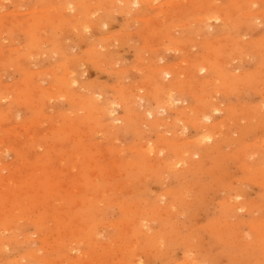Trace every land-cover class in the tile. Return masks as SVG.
I'll return each mask as SVG.
<instances>
[{
	"label": "rangeland",
	"instance_id": "obj_1",
	"mask_svg": "<svg viewBox=\"0 0 264 264\" xmlns=\"http://www.w3.org/2000/svg\"><path fill=\"white\" fill-rule=\"evenodd\" d=\"M152 4L0 0V264H264V0Z\"/></svg>",
	"mask_w": 264,
	"mask_h": 264
},
{
	"label": "bare ground",
	"instance_id": "obj_2",
	"mask_svg": "<svg viewBox=\"0 0 264 264\" xmlns=\"http://www.w3.org/2000/svg\"><path fill=\"white\" fill-rule=\"evenodd\" d=\"M130 1H131V0H130ZM134 1H135V0H134ZM140 1H141V0H140ZM156 1H158V0H147V3L152 4V3H155ZM93 2H94V1H93ZM140 3H141V2H140ZM17 4H18V3H17ZM152 5H153V4H152ZM65 7H66V6H65ZM155 7H156V6H155ZM70 8H71V7H70ZM70 8H69V9H70ZM151 8H152V7H151ZM67 9H68V8H66V10H67ZM2 10H3V9H2ZM43 10H44V9H43ZM33 11H34V10H32V12H33ZM40 11H42V10H40ZM34 12H37V11H34ZM3 14H4V13H2V15H3ZM15 14H16V13H15ZM15 14H14V15H15ZM19 14H20V13H19ZM249 14H250V13H249ZM92 15H93V14H92ZM0 16H1V15H0ZM157 16H158V15H157ZM217 17H218V16H217ZM204 18H206V17H204ZM207 18H208V17H207ZM256 19H257V18H256ZM72 20H73V19H72ZM202 20H203V19H202ZM209 20H210V19H209ZM58 21H59V20H58ZM162 21H163V20H162ZM191 23H192V22H191ZM43 27H44V26H43ZM48 27H49V26H48ZM3 28H4V27H3ZM41 28H42V27H41ZM86 29H87V28H86ZM99 30H100V29H99ZM171 30H172V29H171ZM3 31H4V30H3ZM6 31H7V30H6ZM21 32H22V31H21ZM43 32H44V31H43ZM20 34H22V33H20ZM47 36H48V35H47ZM66 42H67V41H66ZM15 43H16V42H15ZM46 44H47V43H46ZM178 46H179V45H178ZM94 48H95V47H94ZM99 49H100V48H99ZM175 49H176V48H175ZM180 49H181V48H180ZM33 55H34V54H33ZM38 56H39V55H38ZM2 60H3V59H2ZM91 60H92V59H91ZM23 61H25V60H23ZM27 62H28V61H27ZM71 62H72V61H71ZM94 62H96V61H94ZM182 62H184V61H182ZM103 64H104V63H103ZM101 65H102V64H101ZM113 68H114V67H113ZM102 69H103V68H102ZM20 70H21V69H20ZM121 70H122V69H121ZM202 70H203V69H202ZM39 71H40V70H39ZM44 71H45V70H44ZM69 71H70V69H69ZM51 73H53V72H51ZM164 73H165V72H164ZM164 73H163V74H164ZM66 74H67V73H66ZM66 74H64V77H66V76H65ZM71 74H72V73H71ZM166 74H167V73H166ZM166 74H164L165 77H166ZM36 75H37V74H36ZM72 75H73V74H72ZM68 76H69V75H68ZM154 76H155V75H154ZM164 76H163V77H164ZM167 76H168V74H167ZM64 77H63V79H64ZM74 77H75V76H74ZM165 77H164V78H165ZM45 79H46V78H45ZM69 79H70V78H69ZM74 79H75V78H74ZM76 80H77V79H76ZM159 80H160V79H159ZM159 80H158V81H159ZM64 81H65V79H64ZM67 81H69V80H67ZM71 81H72V79H71L69 82H71ZM72 82H73V81H72ZM76 82H77V81H76ZM40 83H41V82H40ZM20 85H21V84H20ZM166 85H167V84H166ZM166 85L164 84V87H167ZM21 86H22V85H21ZM211 86H212V85H211ZM71 87H72V83H71ZM168 87H170V86H168ZM168 87H167V88H168ZM197 87H198V86H197ZM170 88H173V87H170ZM64 89H65V88H64ZM112 89H113V88H112ZM52 90H53V89H52ZM68 90H70V88H69ZM168 90H169V89H168ZM221 90H222V89H221ZM64 91H65V90H64ZM87 91H88V90H87ZM166 91H167V90H166ZM171 91H172V89H171ZM71 93H72V92H71ZM71 93H70V94H71ZM167 93H168V92H167ZM98 94H99V93H98ZM9 95H10V94H9ZM11 95H12V94H11ZM3 96H4V94H3ZM49 96H50V95H49ZM8 97H9V96H8ZM8 97H7V98H8ZM56 97H58V96H56ZM60 97H62V96H60ZM63 97H64V96H63ZM54 98H55V97H54ZM93 98H94V97H93ZM4 99H6V96H4V98L1 97V100H4ZM9 99H10V98H9ZM94 99H95V98H94ZM7 100H8V99H7ZM95 100H96V99H95ZM61 103H62V102H61ZM168 104H169V103H168ZM102 106H103V105H102ZM104 108H107V106L104 107ZM108 108H109V107H108ZM108 108H107V109H108ZM107 109H106V113H108V112H107ZM108 110H110V109H108ZM104 111H105V110H104ZM70 112H71V111H70ZM99 113H100V112H99ZM84 114H85V113H84ZM93 116H94V115H93ZM200 116H201V115H200ZM99 117H100V115H99ZM126 118H127V117H126ZM199 118H200V117H199ZM35 123H36V122H35ZM35 123H34V124H35ZM38 123H39V122H38ZM106 123H107V122H106ZM30 125H31V124H30ZM115 125H116V124H115ZM33 129H34V128H33ZM50 129H51V128H50ZM112 130H113V129H112ZM123 132H124V131H123ZM103 133H104V132H103ZM40 134H41V133H40ZM175 134H176V133H175ZM148 135H149V134H148ZM209 138H210V137H209ZM70 139H71V138H70ZM68 141H69V140H68ZM186 141H188V140H185V142H186ZM168 142H169V141H168ZM168 142H167V143H168ZM164 143H166V142H164ZM169 144H170V142H169ZM172 145H173V143H172ZM151 146H152V145H151ZM58 147H59V146H58ZM64 147H65V146H64ZM147 147L149 148L150 146H147ZM153 147H154V145H153ZM129 148H130V147H129ZM148 148H147V149H148ZM150 148H152V147H150ZM150 148H149V149H150ZM141 149H142V148H141ZM156 149H157V148H156ZM156 149H155V150H156ZM138 150H139V149H138ZM143 150H144V149H143ZM153 150H154V149H153ZM155 150H154V151H155ZM135 151H136V150H135ZM157 151H158V150H157ZM159 151H160V150H159ZM185 151H186V150H185ZM120 154H121V153H120ZM34 156H35V155H34ZM106 156H107V155H106ZM152 158H153V157H152ZM151 160H152V159H151ZM152 161H153V160H152ZM154 161H155V160H154ZM17 162H18V161H17ZM109 162H110V161H109ZM148 162H149V161H148ZM156 162H158V161H156ZM156 162H155V163H154V162H152V163L149 162V163H147V165L151 163V164H152V168H154V167H153L154 164H155V166H157V165H156ZM172 162H173V161H172ZM177 162H178V161H176V163H175L176 165H177ZM153 163H154V164H153ZM183 163H184V162H183ZM151 164H150V165H151ZM166 164H167V163H166ZM169 165H170V164H169ZM173 165H174V164H173ZM11 166H12V165H11ZM161 166H162V165H161ZM171 166H172V165H171ZM48 168H49V167H48ZM172 168H173V167H172ZM172 168H171V169H172ZM177 168H178V167H177ZM192 168H193V167H192ZM62 169H63V168H62ZM115 169H116V168H115ZM173 169H174V168H173ZM48 170H49V169H48ZM64 170H65V169H64ZM64 170H63V171H64ZM95 173H96V172H95ZM115 174H116V172H115ZM164 174H165V173H164ZM4 175H6V174H4ZM162 175H163V174H162ZM56 176H57V175H56ZM93 176H94V175H93ZM158 176H159V175H158ZM17 177H18V176H17ZM67 177H68V176H67ZM93 179H95V178H93ZM96 179H97V178H96ZM6 180H7V182H8V179H6ZM128 181H129V180H128ZM11 183H12V182H11ZM11 183H9V185H10ZM12 184H13V183H12ZM116 184H117V183H116ZM116 184H115V185H116ZM13 185H14V184H13ZM14 186H15V185H14ZM13 188H14V187H13ZM75 190H76V189H75ZM76 191H77V190H76ZM108 192H109V191H108ZM182 193H183V192H182ZM105 194H106V193H105ZM18 199H19V198H18ZM86 199H87V198H86ZM112 201H113V199H112ZM25 203H26V201H25ZM100 203H101V202H100ZM48 204H49V203H48ZM49 206H50V205H49ZM163 206H164V205H163ZM169 207H170V206H169ZM38 209H39V207H38ZM46 209H47V207H46ZM34 210H36V209H34ZM39 210H41V209H39ZM2 215H3V214H2ZM1 218H2V217H1ZM17 218H18V217H17ZM14 219H16V218H14ZM20 220H21V219H20ZM97 220H98V219H97ZM133 222H134V221H133ZM51 225H52V224H51ZM105 225H106V223H105ZM43 227H44V226H43ZM126 232H127V231H126ZM49 235H51V234H49ZM52 235H53V234H52ZM45 237L48 238L49 236H45ZM45 237H44V238H45ZM50 237H51V236H50ZM55 237H56V236H55ZM70 239H71V238H70ZM144 239H145V237H144ZM84 240L86 241L87 239H84ZM49 241L51 242V239H50ZM106 241H107V240H106ZM162 241H163V240H162ZM108 242H109V241H108ZM78 243H80V242H78ZM81 243H82V242H81ZM111 243H112V242H111ZM127 244H128V243H127ZM50 245H51V247H52V242H51ZM113 245H114V243L112 244V246H113ZM53 246H54V244H53ZM67 246H68V245H67ZM161 246H162V245H161ZM69 247H70V246H69ZM55 248H56V247H55ZM57 249H58V248H57ZM63 254H64V253H63ZM22 257H23V256H22ZM76 257H77V256H76ZM100 259H101V258H100ZM100 259H99V260H100ZM105 261H106V260H105ZM195 263H197V262H195Z\"/></svg>",
	"mask_w": 264,
	"mask_h": 264
}]
</instances>
